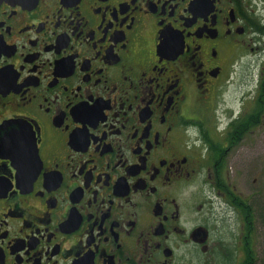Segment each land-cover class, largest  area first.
Here are the masks:
<instances>
[{"label":"flooded vegetation","instance_id":"flooded-vegetation-1","mask_svg":"<svg viewBox=\"0 0 264 264\" xmlns=\"http://www.w3.org/2000/svg\"><path fill=\"white\" fill-rule=\"evenodd\" d=\"M0 264H264V0H0Z\"/></svg>","mask_w":264,"mask_h":264}]
</instances>
